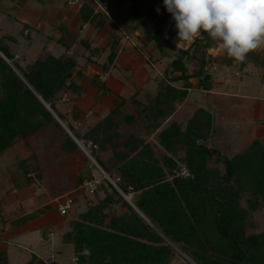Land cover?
<instances>
[{"label": "trees", "instance_id": "obj_1", "mask_svg": "<svg viewBox=\"0 0 264 264\" xmlns=\"http://www.w3.org/2000/svg\"><path fill=\"white\" fill-rule=\"evenodd\" d=\"M155 5L162 23L145 25L144 33L162 49L167 40L161 27L168 14L164 0H155ZM200 40L206 41L204 45L211 41L203 34L193 42L194 50ZM188 51L180 49L170 64V80L182 81L183 89L168 87L154 105L138 112L146 127L153 122L150 133L158 132L155 141L161 150L157 151L138 131L137 115H126L120 108L91 127L66 121L57 104L67 92L74 101L81 95L73 80L76 55L48 56L26 66L13 61L20 75L0 57V155L17 140L53 125L62 135L57 145L61 159L81 151V145L107 175H101L94 192L85 190L93 200L63 234L79 264H174L178 258L170 242L181 245L195 264H264V231L249 233L250 217L264 209V145L253 139L243 151L232 153L222 150L223 143L207 146L217 131L213 115L203 108L193 112L184 128L174 121L159 128L168 115L165 101L182 102L191 77L199 78V87L209 88L202 60L195 74L187 72L184 59L195 57ZM0 52L13 59L1 43ZM69 114L75 121L83 115L76 107ZM123 126L130 130L125 137ZM106 151L110 156L103 160L100 153ZM182 167L186 176L180 173ZM17 170L24 178V183L13 178L17 190L29 186L33 175L44 189L45 201L92 179L72 183L57 167L46 171L35 155L19 161ZM25 264H34V258Z\"/></svg>", "mask_w": 264, "mask_h": 264}, {"label": "crops", "instance_id": "obj_2", "mask_svg": "<svg viewBox=\"0 0 264 264\" xmlns=\"http://www.w3.org/2000/svg\"><path fill=\"white\" fill-rule=\"evenodd\" d=\"M116 2L0 0V43L13 59L1 52L0 57L20 75L13 61L26 66L48 56L76 55L73 80L81 95L74 101L70 92L65 93L57 104L59 112L71 119L75 127H91L120 108L126 115H137L139 125L142 120L138 112L143 106L154 105L168 87L183 89L182 81L170 80V64L180 49H188L195 57L184 59L187 72L195 74L203 61L209 88L199 87V78L191 77L182 102L165 101L169 114L159 128L172 122L182 107L190 105L192 109L193 105V112L203 108L213 115L216 131L229 122L234 123L231 127L245 125L259 133L264 130V49L249 53L240 62L228 57L212 40L206 45L205 40H200L195 50L193 42L177 46L175 21L168 11L161 27L167 42L159 49L144 33L145 25L156 27L162 23L155 0H121L118 8ZM91 49L99 53L90 52ZM65 97L69 107L62 108ZM74 107L83 114L80 121L69 114ZM141 125L144 126L142 122ZM67 133L76 141L70 131ZM109 156L108 151L100 153L103 160ZM13 173L0 167V264H25L33 258L34 264H48L50 256L54 258L64 245V215L57 212L61 196L57 197L59 200L45 201L41 188L37 193L40 200L33 202L32 187L17 190ZM102 173L107 176L103 170ZM23 192L30 197L24 202L17 197Z\"/></svg>", "mask_w": 264, "mask_h": 264}, {"label": "rangeland", "instance_id": "obj_3", "mask_svg": "<svg viewBox=\"0 0 264 264\" xmlns=\"http://www.w3.org/2000/svg\"><path fill=\"white\" fill-rule=\"evenodd\" d=\"M67 98H63L62 105L60 107H69L65 101ZM193 107L194 106L192 105L191 109L190 105H187V107H185L187 110L182 107L181 112L177 113V117H173L176 121L174 119L171 121L176 122L177 124H179V126L184 128L187 119L190 117V112H193L194 110ZM57 121L62 127V129L67 132L68 128L66 127L65 123L59 118L57 119ZM66 121L73 124V122L69 118H66ZM169 122L170 121H168V123ZM151 124L153 125V122L149 124V128L146 127L144 124V126L139 124L138 131L142 135L147 137L146 140L149 139V142L153 144L154 149L156 151L157 149L161 150V147H159V145H157L155 141V132L150 133L152 128ZM228 124L229 125H227V127L217 128V134L215 136L213 135L209 140L205 142V144L210 147H220L218 145L220 143H223V149H220H225L226 151L228 150L231 153L243 151L251 143L253 138L256 137V139H258L259 142L264 145V130L259 133V130L245 128V125H243V127L238 128L236 127L237 125H233L231 127V125L234 123L229 122ZM121 131L123 137H125L127 132H129L130 130L128 126H123L121 128ZM61 139L62 135L58 128L53 125L45 127L44 129L38 131L37 133L28 138L17 140L11 147L4 150L1 154L2 160L0 167L1 169H11L12 171H14L12 177L16 178V182L24 183V178L22 177L20 171L17 170L18 162L29 158L32 155H35L39 165L42 166L46 171L51 168L57 167L58 170H60L72 183H76L79 178H84V180H88V177L91 176L92 178L93 175H96V178H101L102 173L100 172L99 167L92 163V159L88 157L89 153L86 149H84L86 152L81 148V151L77 152L72 157L61 159L60 153L57 151V145ZM57 162L59 163L57 164ZM180 173L183 176L187 175V171L183 167L181 168ZM29 177L31 179L29 187H32L31 191L34 192L31 195L33 196L32 201L38 202L41 196L37 193L42 187L34 179L33 175H30ZM99 195L102 196L101 193H99ZM17 197L18 199H20V201L24 202V198L29 197V195L23 192L20 195L18 194ZM63 197H67L73 202V205H71V207L68 209V212L63 216V219L65 220L63 233L65 234L66 232L71 230L72 222L77 218L78 213L85 210L87 205L92 202L93 197L87 194L83 187L76 188L64 193L63 196L60 197L61 200H63ZM57 200L59 199L57 198ZM57 200L55 202H57ZM125 200L129 204L131 203L129 196H126ZM119 209L124 210V208L122 207H120ZM249 222L250 224H252L249 228V233H259L264 231V209H261L258 212L254 213L250 217ZM63 237L64 236H62V241L64 245L61 246V250L56 253V256H54V258L52 257L53 255L50 256L49 261H52L50 264H79L75 259V255L73 254L72 245L66 243ZM170 245L178 258V261L174 264H195L189 258L187 253L181 249V245L171 242Z\"/></svg>", "mask_w": 264, "mask_h": 264}, {"label": "clouds", "instance_id": "obj_4", "mask_svg": "<svg viewBox=\"0 0 264 264\" xmlns=\"http://www.w3.org/2000/svg\"><path fill=\"white\" fill-rule=\"evenodd\" d=\"M164 6L175 21L177 46L207 34L240 62L264 49V0H164Z\"/></svg>", "mask_w": 264, "mask_h": 264}, {"label": "built area", "instance_id": "obj_5", "mask_svg": "<svg viewBox=\"0 0 264 264\" xmlns=\"http://www.w3.org/2000/svg\"><path fill=\"white\" fill-rule=\"evenodd\" d=\"M80 147L84 150L85 148L83 146L80 145ZM85 151V150H84ZM86 152V151H85ZM89 158H91L90 155H88ZM92 159V158H91ZM92 163L96 166H98L96 164V162L92 159ZM99 167V166H98ZM100 172L102 173V170L99 167ZM103 174V173H102ZM104 175V174H103ZM107 177V176H104ZM100 184V179L96 178L94 175L92 176L91 180L85 181L83 183V188L84 190L88 191L89 193H92L96 190V188L99 186ZM57 211L61 214V215H65L66 212L68 211V209L71 207L72 204V200L67 198V197H63V200H61L60 202L57 203ZM53 257V256H52ZM52 261H49L48 264H50Z\"/></svg>", "mask_w": 264, "mask_h": 264}, {"label": "water", "instance_id": "obj_6", "mask_svg": "<svg viewBox=\"0 0 264 264\" xmlns=\"http://www.w3.org/2000/svg\"><path fill=\"white\" fill-rule=\"evenodd\" d=\"M67 132H69V131L67 130Z\"/></svg>", "mask_w": 264, "mask_h": 264}]
</instances>
